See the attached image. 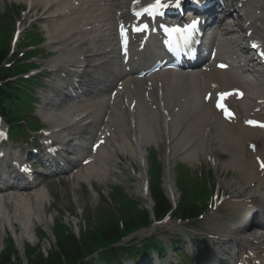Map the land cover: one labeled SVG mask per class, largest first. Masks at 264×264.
Segmentation results:
<instances>
[{
	"label": "bare ground",
	"instance_id": "1",
	"mask_svg": "<svg viewBox=\"0 0 264 264\" xmlns=\"http://www.w3.org/2000/svg\"><path fill=\"white\" fill-rule=\"evenodd\" d=\"M36 1V0H35ZM43 3L48 4L52 3L51 7L46 8V13L49 14L53 11L54 7H58L60 5H68L71 6V2L69 0H41ZM129 0H114L112 9H121L123 8ZM257 2L256 5H260L258 7H262V0H255ZM252 3V2H251ZM85 4L89 6H82L79 12L74 16L73 22L79 25H84V22L88 21L89 16V8H92L93 15L91 17V22H89L90 25H93V29L91 30V33L89 31L85 32V39L84 38H78L77 34L74 33L72 29L68 28V36L66 38V50L64 53H59V55L52 59L50 61V69H53L54 71L59 72H66L67 74H71L70 72L74 70L75 73L79 74V77L83 78L87 72H91L90 69H95L98 67V77L97 79H104L106 78L108 72L112 74L109 70H119V62L117 60V55L115 52V34L114 32H111V23L105 24V20L107 19L108 15H104L102 13H98L97 7L103 6L102 3H96L94 0H85ZM262 9V8H261ZM249 22V28L253 29L254 34L260 35L262 32H264V12L258 11V8L254 10V8L251 10L247 17V23ZM54 39V38H53ZM53 39L48 40V45L54 49V50H60L62 46L60 47L58 42H55ZM223 43H225V49L229 46L230 41L225 40ZM57 47H53V46ZM105 61H111V62H105ZM105 62V63H104ZM102 64V65H101ZM101 65V66H99ZM70 90V89H69ZM75 92V91H73ZM143 95V94H142ZM106 114V112H104ZM53 117H51V120L53 122H62L64 120V115L60 113H50ZM198 115V112L195 113V116ZM89 118V117H88ZM150 120V119H149ZM111 121V120H110ZM149 121L146 119H141L137 122L136 128L130 130V133H137V141L138 145L135 147L137 148V151L140 153V156H144V153L142 152L143 148L146 147L149 144L150 140L148 137L145 136L148 134H152L151 128L153 127V124L148 125ZM105 124H107V118H105ZM102 124L101 128L105 125ZM108 126V124L106 125ZM156 124L154 127L156 128ZM188 126H190V129H193V132L190 129H186V133H183L184 138L181 142L178 143L176 138L173 136V138L168 139L169 144L170 143H176L175 145H169L171 147V151L174 153V155H177L179 159L183 161H189V158L184 156L183 153V146L186 144V142H197V144L200 142L202 135L201 130L197 127V119L196 118H190L188 120ZM146 133H145V132ZM164 129L162 126H160L158 132H163ZM177 131H174L176 133ZM145 133V134H144ZM158 133V134H159ZM155 134V132H154ZM153 134V135H154ZM257 135L254 133V136ZM166 142V140H165ZM88 144H83V146L86 148ZM173 146V147H172ZM193 152V151H192ZM264 154V152H263ZM187 155H190V153H187ZM241 176L247 180L246 187L238 186V192L243 193L241 196H244L245 199L238 201V202H230L229 206L234 208L233 212V219L231 220V224L234 225L233 229L227 228L222 231H218L216 229L217 235H219V238L227 237L228 235L235 236V239L242 236L244 233L241 232L240 224L242 225V222L249 219V213L246 210V205L248 203L246 202H253V198L249 197L252 196L256 200H259L262 198V194H264V185L257 184L261 179L258 178L256 173H250L249 170L243 169L242 167L238 168ZM85 179H89L90 177L83 175ZM254 182L255 186H252L251 183ZM49 196V193L46 190H42L40 193L36 194L34 199H23V198H12L7 197L4 198L2 195H0V245L2 243V240L4 244L10 243V238H4V234L6 235L7 231H10V233H13L14 239L17 243L20 245L26 240H33L34 237V220H42L43 224L48 225V220L45 218L44 215H41L42 213V207ZM41 211V213H40ZM9 229L7 230V228ZM17 231H20L18 234ZM224 233V234H222ZM256 236H254L255 240L253 242H247L249 245L252 244H258L259 246V256H262L264 254V233L261 232H255ZM226 240V239H225ZM228 242V240H226ZM239 242H241L239 240ZM229 243V242H228ZM232 243V242H230ZM242 243V242H241Z\"/></svg>",
	"mask_w": 264,
	"mask_h": 264
},
{
	"label": "rangeland",
	"instance_id": "2",
	"mask_svg": "<svg viewBox=\"0 0 264 264\" xmlns=\"http://www.w3.org/2000/svg\"><path fill=\"white\" fill-rule=\"evenodd\" d=\"M52 184H57V182L55 181ZM51 188L55 193L51 199L52 205H50V213L47 214V216L53 217V215H55L54 218L57 219L60 215L65 225L66 232L75 231L78 233L80 231V233L85 234L88 232H95V228L98 226V228H107L113 222L118 223L122 219L119 206L115 211H112L110 202L105 201L104 198L108 200L106 196L107 188L103 185L99 186L98 196L96 197L86 194L84 189L77 191L70 186L59 188V186L54 185V187ZM120 216V219L104 224L107 220ZM54 218L53 221L50 222V228L55 223ZM67 223H72L75 228L73 227L72 229L66 226ZM75 223L79 224V226H76ZM121 223L122 222H119L117 225L119 226ZM204 225L205 224H201L200 227L203 228ZM58 232L60 233L61 231ZM35 234L37 237L33 239V242L31 241V245L26 242L23 249L20 248V250H17L13 245H3L0 249V252L2 251L0 253V259L3 261L11 259L14 264H39L40 259L44 258L45 261L50 260L56 264H60V262L56 260V257L58 256L57 251L59 250V243L61 241L58 240L59 238H57L55 232L52 233L51 229H47L43 225H38L35 227ZM85 234L82 239L84 237L87 238L88 235L85 236ZM9 235H11L10 231H8L5 236L8 237ZM65 235L66 233L63 232L61 237L63 238ZM19 247H21V245H19Z\"/></svg>",
	"mask_w": 264,
	"mask_h": 264
},
{
	"label": "trees",
	"instance_id": "3",
	"mask_svg": "<svg viewBox=\"0 0 264 264\" xmlns=\"http://www.w3.org/2000/svg\"><path fill=\"white\" fill-rule=\"evenodd\" d=\"M154 198L156 199L157 202L158 213H160V211H163L166 208V203H164L163 198L160 197L158 193L155 194ZM117 232L118 229L111 228L110 230H106L104 232H101L100 234L96 233L92 235L91 233L90 235L87 236V238L83 240L81 244L71 237L69 238L68 243L66 242L68 240L67 239L60 244L59 247L60 250L57 252L58 256L56 257V260L60 262V264H74V262L78 261L82 257V255H84L89 250V246L88 245L85 246V244L88 241H92V239H96V241L97 240L101 241L105 239V236L106 239L108 238L111 240H115L117 238L116 237ZM6 264H10V263L8 262ZM39 264H56V263L50 260L45 261L44 258H41Z\"/></svg>",
	"mask_w": 264,
	"mask_h": 264
},
{
	"label": "snow or ice",
	"instance_id": "4",
	"mask_svg": "<svg viewBox=\"0 0 264 264\" xmlns=\"http://www.w3.org/2000/svg\"><path fill=\"white\" fill-rule=\"evenodd\" d=\"M157 3H159V0H157ZM153 7H155V5L153 6ZM195 21H193V26H195ZM146 27V26H145ZM137 30H142V29H137ZM122 35H123V30H122ZM253 47H258V45H255V44H253ZM222 67H223V65H222ZM249 123H255L254 121H249ZM262 167H264V163H262V165H261Z\"/></svg>",
	"mask_w": 264,
	"mask_h": 264
}]
</instances>
